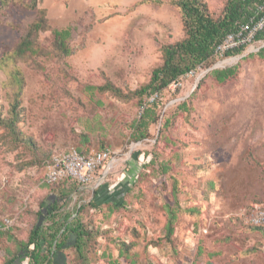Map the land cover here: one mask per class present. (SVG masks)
Here are the masks:
<instances>
[{"label":"rangeland","instance_id":"obj_1","mask_svg":"<svg viewBox=\"0 0 264 264\" xmlns=\"http://www.w3.org/2000/svg\"><path fill=\"white\" fill-rule=\"evenodd\" d=\"M203 1L214 18L223 15L227 0ZM34 2L48 20L37 40L45 54L17 59ZM65 28L70 57L53 47L52 31ZM183 38L170 0H0L1 119L11 115L16 73L23 82L16 133L0 128V225L11 221L0 231V264L52 199L59 217L73 219L81 207L92 235L83 258L67 248L54 264H264V233L240 218L264 198V41L142 102L97 89L111 82L134 93L162 64L161 48ZM225 69L236 74L219 84L213 72ZM155 103L160 118L137 142L136 124ZM70 149L109 150L117 162L99 186L46 185L43 163ZM168 206L180 209L170 237Z\"/></svg>","mask_w":264,"mask_h":264},{"label":"trees","instance_id":"obj_2","mask_svg":"<svg viewBox=\"0 0 264 264\" xmlns=\"http://www.w3.org/2000/svg\"><path fill=\"white\" fill-rule=\"evenodd\" d=\"M170 1L181 14L184 38L176 43L164 45L161 48L162 64L153 70L151 79L147 85L142 86L134 93L125 95L122 90L115 87L111 82H107L104 86L97 88L101 93H110L122 100H129L134 96L142 102L145 97L164 92L173 82L188 75L190 72L196 71L203 66L215 64L218 62V59L215 57L217 45L229 33L237 29L239 24L247 22L254 15L256 6L263 0H249L247 2H243L242 0H227L223 15L219 18L212 16L207 4L203 0ZM36 6L34 2L32 8L36 10ZM47 23L46 11L37 9L36 21L22 38L16 50L15 55L17 59L25 58L27 55L42 56L45 54L37 46V40L41 33L48 30ZM52 36L55 52L57 51L63 57L73 55V51L69 46L72 36L70 28L53 30ZM257 40L264 41V32L257 37ZM245 50L243 48L230 52L226 57L239 56ZM257 54L260 58H264V47ZM235 74L234 69H225L214 71L213 77L217 83L224 84L234 78ZM15 80L18 89L14 94L11 115L8 119L0 118V128L8 130L11 135L16 133V126L19 122L18 108L23 88V82L19 73L15 74ZM156 110L157 104H151L145 109L141 120L136 124L137 131L134 139L137 142L145 140L148 137L149 126L159 120L160 116ZM53 155L43 163V168L52 159ZM167 172L168 169L164 167L163 173L166 174ZM69 182L74 181L65 179L58 184L48 186L54 187ZM78 187L81 188L79 185ZM98 195V191L94 192V203L91 205L95 208L99 206L96 201ZM174 195H177V193L174 192ZM59 200L52 199L49 204L48 202L43 204V207L46 208V215L44 217L41 216L43 219L31 231L27 242H18L15 252L8 250L7 255L9 259L6 260L5 264H15L17 260H28V264H54L55 256L58 253L64 254L67 248H73L79 257H84L87 244L92 239V235L82 221L81 212L83 209L80 207L73 219L71 214L59 217ZM115 207L118 208L117 206ZM167 210L169 214L167 234L170 237L174 234V223L180 209L178 207L177 209H172L168 206ZM44 221L49 222V226L46 229L43 228ZM253 229L264 233L261 229ZM121 256L130 260V256L124 253ZM131 264H135V262L131 261Z\"/></svg>","mask_w":264,"mask_h":264},{"label":"built area","instance_id":"obj_3","mask_svg":"<svg viewBox=\"0 0 264 264\" xmlns=\"http://www.w3.org/2000/svg\"><path fill=\"white\" fill-rule=\"evenodd\" d=\"M247 2L249 0H242ZM264 32V0L256 6L254 15L244 23L238 25L237 29L229 33L215 49V57L218 63L228 61L227 54L230 52L246 49L253 50L262 41L257 37ZM195 71L190 72L189 74ZM116 157L112 152H92L83 154L75 149H70L53 155L52 159L44 166V183L55 185L70 179L81 188H86L98 182V186L105 180L116 164ZM240 218L246 225L264 231V199L251 204L242 211ZM11 221L5 220L0 225V231L8 228Z\"/></svg>","mask_w":264,"mask_h":264},{"label":"crops","instance_id":"obj_4","mask_svg":"<svg viewBox=\"0 0 264 264\" xmlns=\"http://www.w3.org/2000/svg\"><path fill=\"white\" fill-rule=\"evenodd\" d=\"M264 199V198H263Z\"/></svg>","mask_w":264,"mask_h":264}]
</instances>
